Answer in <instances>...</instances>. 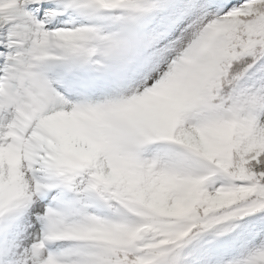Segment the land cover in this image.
Returning a JSON list of instances; mask_svg holds the SVG:
<instances>
[{
  "label": "snow or ice",
  "instance_id": "6c2138e0",
  "mask_svg": "<svg viewBox=\"0 0 264 264\" xmlns=\"http://www.w3.org/2000/svg\"><path fill=\"white\" fill-rule=\"evenodd\" d=\"M0 264H264V0H0Z\"/></svg>",
  "mask_w": 264,
  "mask_h": 264
}]
</instances>
